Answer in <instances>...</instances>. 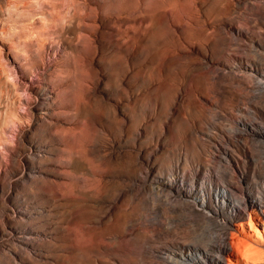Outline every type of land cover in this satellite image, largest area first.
<instances>
[{
    "label": "rangeland",
    "instance_id": "obj_1",
    "mask_svg": "<svg viewBox=\"0 0 264 264\" xmlns=\"http://www.w3.org/2000/svg\"><path fill=\"white\" fill-rule=\"evenodd\" d=\"M218 185L264 190V0H0V264H169Z\"/></svg>",
    "mask_w": 264,
    "mask_h": 264
},
{
    "label": "bare ground",
    "instance_id": "obj_2",
    "mask_svg": "<svg viewBox=\"0 0 264 264\" xmlns=\"http://www.w3.org/2000/svg\"><path fill=\"white\" fill-rule=\"evenodd\" d=\"M252 72L257 74L254 68H252ZM240 121L247 126V122L244 118L241 117ZM193 191V189H189L187 192L188 195H193ZM235 191L236 187L232 185H218L214 189L215 197L220 203H222V206H224V208L226 206L228 210L235 213L232 221L234 220L236 223L234 227H236L237 231H229L226 220L223 224L219 225L221 227L220 233L212 236L206 244L196 242L194 244H182L178 246L177 250L175 248L169 250V255L166 258L169 264H248L246 261H248L249 258H246L243 249L251 244L249 239H255V236L253 238L251 232L248 234L245 233L247 230L245 228V223L243 222L246 221L244 219L248 216V225L250 226L251 231L255 232L254 219H256L259 225L262 226L264 232V190L262 193L259 192L258 196L249 201V206L246 202L242 200L239 201V198L237 200L233 199L232 193ZM196 201L199 202L200 199L197 197ZM198 206L200 209H198L197 212L204 215L206 214L208 217H212V215H210L211 212L215 215L220 212L218 208H216L218 205L211 210L209 209L208 203L200 201ZM249 207L252 212H249ZM201 236L202 235H197L196 238L201 240ZM251 248L252 247L249 249ZM239 255L243 258H240L241 256Z\"/></svg>",
    "mask_w": 264,
    "mask_h": 264
}]
</instances>
